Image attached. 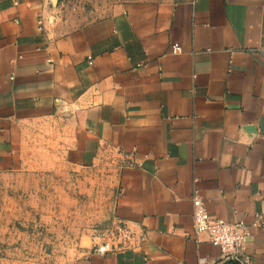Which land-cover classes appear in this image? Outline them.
<instances>
[{
    "label": "crops",
    "instance_id": "obj_1",
    "mask_svg": "<svg viewBox=\"0 0 264 264\" xmlns=\"http://www.w3.org/2000/svg\"><path fill=\"white\" fill-rule=\"evenodd\" d=\"M45 9L0 0V171L44 128L69 164L115 167L132 238L65 264H225L193 232L194 193L248 227L237 261L264 264V0L132 2L64 32Z\"/></svg>",
    "mask_w": 264,
    "mask_h": 264
},
{
    "label": "rangeland",
    "instance_id": "obj_2",
    "mask_svg": "<svg viewBox=\"0 0 264 264\" xmlns=\"http://www.w3.org/2000/svg\"><path fill=\"white\" fill-rule=\"evenodd\" d=\"M141 1L149 0H46V21L64 32ZM60 142L37 126L16 136L11 166L0 171V264H65L123 241L115 167L69 164Z\"/></svg>",
    "mask_w": 264,
    "mask_h": 264
},
{
    "label": "built area",
    "instance_id": "obj_3",
    "mask_svg": "<svg viewBox=\"0 0 264 264\" xmlns=\"http://www.w3.org/2000/svg\"><path fill=\"white\" fill-rule=\"evenodd\" d=\"M172 54L180 52L177 44L171 47ZM91 64V63H89ZM193 213L192 225L195 236L207 235L209 242L218 247L224 259L237 260L244 246L245 239L249 236L248 227L243 222L227 223L221 219H215L207 213L201 198L197 194L191 197ZM120 244H126L124 239H130V235L124 229L119 230ZM109 249V244H102L95 251L104 253ZM197 264H207L205 258H198Z\"/></svg>",
    "mask_w": 264,
    "mask_h": 264
},
{
    "label": "water",
    "instance_id": "obj_4",
    "mask_svg": "<svg viewBox=\"0 0 264 264\" xmlns=\"http://www.w3.org/2000/svg\"><path fill=\"white\" fill-rule=\"evenodd\" d=\"M225 264H240V262L239 261H237V260H233V259H230V260H228Z\"/></svg>",
    "mask_w": 264,
    "mask_h": 264
}]
</instances>
